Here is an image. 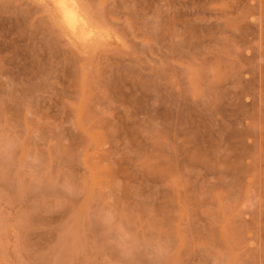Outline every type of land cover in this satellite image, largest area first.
<instances>
[{
  "label": "rangeland",
  "instance_id": "obj_1",
  "mask_svg": "<svg viewBox=\"0 0 264 264\" xmlns=\"http://www.w3.org/2000/svg\"><path fill=\"white\" fill-rule=\"evenodd\" d=\"M74 1L0 0V264H264V0Z\"/></svg>",
  "mask_w": 264,
  "mask_h": 264
},
{
  "label": "bare ground",
  "instance_id": "obj_2",
  "mask_svg": "<svg viewBox=\"0 0 264 264\" xmlns=\"http://www.w3.org/2000/svg\"><path fill=\"white\" fill-rule=\"evenodd\" d=\"M59 2L61 4V1H59ZM77 9L78 8L76 7L74 0H64L63 6H62L63 18L65 20V23L67 24V27L69 26L74 31L76 30L78 25H80V24L84 25L85 24L84 19L83 18L81 19L79 17L80 15L78 14Z\"/></svg>",
  "mask_w": 264,
  "mask_h": 264
}]
</instances>
